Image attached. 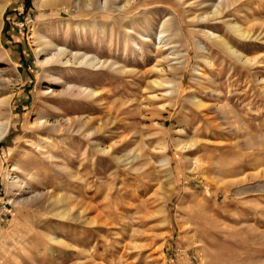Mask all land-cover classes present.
<instances>
[{
    "label": "rangeland",
    "instance_id": "1",
    "mask_svg": "<svg viewBox=\"0 0 264 264\" xmlns=\"http://www.w3.org/2000/svg\"><path fill=\"white\" fill-rule=\"evenodd\" d=\"M217 1L137 0L124 20L104 14L120 32L143 16L153 24L173 16L172 40L186 58L177 93L163 101L146 87L164 67L152 43L132 54L127 39L124 53L122 42H95L92 13L76 19L34 0H0L2 97L12 95L0 140V264H264V190L255 185L264 183V0H239L222 14L252 39L196 19ZM211 28L248 60L209 39ZM36 31L73 52L100 51L126 72L57 67L61 81L99 95L62 93L34 54ZM149 99L157 107H146ZM37 116L45 127L34 125ZM51 122L68 130L53 135Z\"/></svg>",
    "mask_w": 264,
    "mask_h": 264
},
{
    "label": "bare ground",
    "instance_id": "2",
    "mask_svg": "<svg viewBox=\"0 0 264 264\" xmlns=\"http://www.w3.org/2000/svg\"><path fill=\"white\" fill-rule=\"evenodd\" d=\"M179 1H183V0H179ZM237 1H239V0H219L215 3L209 4V6H211V10L204 11V12L200 13V15L196 17V19H198L199 21H205V20H214L215 21V20H218L219 22L224 23L226 28L229 31H231L233 34H235L236 36H238L240 38H244V39L245 38L252 39L250 37V32L247 30L248 28L245 29V28H243L244 26L239 24L237 21L232 20L231 18H227V19L225 18L224 19V17L222 16L223 12L229 11L230 9H232V7L234 6V4ZM136 2H137V0H34L35 6L39 9L50 7V8L55 9L57 12L61 11V12H64L66 14H70L72 12V13H74L73 14L74 18H76L77 16L81 17L85 12H87L88 16H89V14L92 13V15H94V16L92 17V20H89L90 22H87V25L91 31L90 34H92V38L95 40L96 43H99L101 39H103V41L105 42V40H106L105 38L107 37V43H109L108 45L115 42L116 46L119 47V42H122V44H123L122 49H123L124 53L125 52L127 53V51H126L127 44H129V43H127L128 42L127 39H130L131 44L129 46H130V52L132 54H133V51H135L137 49L139 51H142V45L146 44L147 42L152 43L153 44L152 46H154V48L156 50L155 53L158 52V53H160V55H162L161 58H159L158 60L160 62L162 61V63H164V67H162V68L154 67V69L156 71H158L159 75L158 76L156 75L157 77L152 79V80L150 79V81L146 84V87H148L154 91H158L159 97L163 101H169L173 97L174 93H177V91L179 89L180 78L179 77L177 78V75H178L179 71L182 70L184 60L186 58L185 52L176 50V46H178V44L180 42L177 44L176 41L172 40L173 35H174L173 34V26L177 23V22L175 23L173 16L170 13L164 14L161 19L158 18L159 20L156 22V24H153V22H151V20L153 19V18H151V15L143 16L141 18V20H139V22L137 23V26H139V27L136 26V28H134V26H133L134 21L133 22L127 21L126 23L125 22L123 23L124 29L121 32H120L121 27L119 29H116L115 22H110V21L108 22V21L102 19L104 17V14H106V15L107 14L108 15L114 14L117 17H119L120 19L124 20L125 19L124 15L126 14L125 13L126 10H128V8L132 5H134ZM186 3H188V2H186ZM6 7H7L6 2L0 3V25L2 23L3 15H4V12L6 10ZM195 22H197V21H195ZM63 23L66 24V25L65 24L64 25L67 27V29L69 31V24L70 23L68 24V20L63 22ZM106 24H108V25H106ZM72 29H73V31H76V32L79 31L77 24H72ZM211 29H207L205 31L203 30L204 34H206L209 37V39L215 41L219 46H222L226 51H228L232 56L236 57L237 59H239V60L244 59L243 62L248 60V59H245L243 56H241L239 53H237V51L235 49H233L232 46L228 43L229 41L225 40L220 34L215 32L216 30L214 31L213 29L212 30ZM84 30H85V28L82 30V32H84ZM36 32L33 35L35 38L34 40L36 42L34 54L36 55V57L39 61V64L43 67V70H44L43 72H45V74H44L45 77L48 79V82H50L51 84L63 82V81H61L62 80L60 78L61 76H59L57 74V71H56L57 67L68 68V67H82L83 66V67L91 68L92 69L91 71H99L100 72V70H103V69H112L114 71L121 72V73L126 72V69H124L126 67H122L123 66L122 64H121L122 66H120L119 62H118L119 60L115 61L116 59L111 60L110 58H105L103 56V53L100 51L86 52V51L76 50L73 52L72 51L73 49L72 50L68 49L66 46L58 47V45H56L46 35L40 34L38 31H36ZM33 33H34V31H33ZM67 34H68V32H67ZM77 34L79 35V33H77ZM198 42H201V41H198ZM171 44H173V46H170ZM97 46H99V45H97ZM195 46H198L201 51H205L206 48H208V46L206 47L202 43H199L198 45H195ZM170 47H172L170 49V51H167V50H169ZM107 48H110V47H107ZM108 50H111V49H108ZM115 50H117V49H115ZM109 54H110V52H109ZM140 58L143 60L142 55L140 56ZM158 60H157V62H159ZM206 62H207V60H206ZM195 71L201 75V71H198V70H195ZM134 80H135V78H134ZM141 81L142 80L139 76L137 79V83L134 85L135 87L133 86L134 89H136V90L140 89V87H141L140 82ZM8 82H9V80L7 79V83ZM143 82H144V80H143ZM50 86L51 85H48L47 88H50ZM5 88H6V84L1 82V78H0V140L6 135L8 128H9V115H10V111H9L10 109L9 108H10V103H11V99H12V95L4 96V94H3L4 97H2V93H4L3 91ZM62 88H63V90L61 91L62 93H65V94L70 93V94L77 96V97L93 98V97L99 95L98 94L99 92L96 89L91 88L88 85H82V84H74V85L71 84L70 85L68 82L65 81V82H63ZM191 99H192L195 107H197L199 109L203 108V104L199 98H197L196 96H193ZM153 103L154 102L151 99H149L146 107H151V108L157 107V105L153 104ZM166 105L167 104L162 103L160 105V107H158V108L165 109ZM222 107H223V105H222ZM107 108H108V112H110L113 109L110 106H107ZM97 110H98L97 108H94L95 112ZM115 111L116 112L120 111V108H117ZM115 111H114V113H115ZM45 112H47V115L51 114L49 109H45ZM51 115L53 116L54 113H52ZM42 119H43L42 116H37L35 118L34 125L37 128H40V126H42V127L46 126V122L43 121ZM44 120H46V119H44ZM86 123L88 124V122H86V121L81 123L80 128H82L83 126H87ZM73 124H74V120L71 118L68 119V125L71 127ZM58 125L59 124H56V122H51V126L48 127V130L52 131L51 133L53 135H56V133L61 132V130L63 129V128L58 127ZM97 129H96V131H98ZM48 130H47V132H48ZM64 130L67 131L68 129H63L62 131H64ZM44 131H46V130H44ZM51 143L55 144L54 142H51ZM162 147H163V149L165 148V146H162ZM102 150H103V148H102ZM160 163L163 166L168 165V161L165 158H162L160 160ZM255 185H256V187H259L260 190H264V183L257 182ZM19 187H21V186H19ZM246 188L247 187H245V186L238 188L236 190V195L242 194L246 190ZM65 215H66V213L64 212L61 215V217H65Z\"/></svg>",
    "mask_w": 264,
    "mask_h": 264
}]
</instances>
